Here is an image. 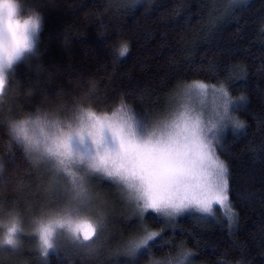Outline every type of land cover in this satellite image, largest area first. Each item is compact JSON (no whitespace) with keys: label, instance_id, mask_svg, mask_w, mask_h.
I'll return each mask as SVG.
<instances>
[{"label":"trees","instance_id":"1","mask_svg":"<svg viewBox=\"0 0 264 264\" xmlns=\"http://www.w3.org/2000/svg\"><path fill=\"white\" fill-rule=\"evenodd\" d=\"M44 13L41 47L44 61L59 66L52 87L73 89L69 80L93 77L103 104L131 106L145 119L165 116L176 106L183 86L201 80L221 85L233 99L246 102L232 115L245 124L223 134L217 154L229 168V202L238 214L231 228L218 208L213 216L189 212L168 219L149 210L141 220L121 188L100 176L93 189L107 198L95 200L94 215L106 217L91 245L65 234L45 258L30 231L16 251L0 249V264H155L190 251V264H264V0H27ZM63 41V45L61 44ZM127 44L128 53L118 54ZM215 69V73L209 71ZM18 76L32 74L21 65ZM36 101L24 103L30 108ZM0 127V202L18 209L26 230L44 208L62 206L59 182L45 190L49 172L32 169L20 150L5 151ZM62 178V177H61ZM24 182L19 191L14 186ZM160 235L135 255L127 241ZM95 249V251H93Z\"/></svg>","mask_w":264,"mask_h":264},{"label":"clouds","instance_id":"2","mask_svg":"<svg viewBox=\"0 0 264 264\" xmlns=\"http://www.w3.org/2000/svg\"><path fill=\"white\" fill-rule=\"evenodd\" d=\"M43 30L44 13L39 8L28 5L27 0H0V127L7 137L5 151L14 146L32 169L44 167L50 174L46 191L59 182L60 176L67 180L66 202L34 215L29 230L18 209H5L0 202V249H20L24 234L30 231L42 255L56 245L60 232L80 241L83 237L78 226L82 223L100 230V216L94 215L90 206L95 200L102 199L105 205L108 201L93 189L91 177L100 176L119 186L128 199L127 185L114 159L113 134L107 128L103 135L97 132V118L104 121L113 117L126 102L105 106L100 99V83L93 77L69 80L72 90L62 85L53 88L52 81L61 69L43 59ZM21 65L32 74L28 82L17 74ZM33 100L36 102L30 108L24 107L22 102ZM127 110L133 111L131 106ZM5 167L0 156V178ZM23 184L17 180L13 190L19 191ZM92 241L84 243L91 245Z\"/></svg>","mask_w":264,"mask_h":264},{"label":"snow or ice","instance_id":"3","mask_svg":"<svg viewBox=\"0 0 264 264\" xmlns=\"http://www.w3.org/2000/svg\"><path fill=\"white\" fill-rule=\"evenodd\" d=\"M246 0H230L232 4ZM129 51L127 44L118 49L119 56ZM215 73L214 68L209 69ZM212 97L210 111L204 99ZM176 106L165 116L145 119L135 111L121 107L113 117L97 118V132L103 135L105 128L113 134L115 162L127 185L128 201L143 220L152 212L168 219L195 212L213 216L214 206L225 208L231 228L238 214L229 202V168L217 154L223 134L232 128L234 132L245 129V124L232 112L246 102L241 95L233 99L223 84L194 80L176 94ZM194 101H200L199 105ZM135 125V127H133ZM137 129H140L138 132ZM104 229V217L100 216ZM79 243L93 239L98 230L88 222L78 226ZM146 235L127 241V254L135 255L160 234L143 229ZM55 247V246H54ZM43 253L49 255L50 250ZM190 251H181L177 257L155 264H190Z\"/></svg>","mask_w":264,"mask_h":264},{"label":"rangeland","instance_id":"4","mask_svg":"<svg viewBox=\"0 0 264 264\" xmlns=\"http://www.w3.org/2000/svg\"><path fill=\"white\" fill-rule=\"evenodd\" d=\"M217 86H220V85H217ZM194 104H196V105H199V103H200V101H194L193 102ZM212 103H213V101H212V97L211 96H208V97H206L205 99H204V105H205V107L210 111V109H211V106H212ZM62 177V178H61ZM60 185H61V187L63 188V190L67 187V180L63 177V176H60ZM90 183H91V185H92V187H93V182H92V177L90 178ZM63 200L62 201H64V203L66 202V200H67V192L64 190V196H63V198H62ZM64 203H62V205L64 204ZM216 208H218L224 215H226V209L225 208H223V207H221V206H219V205H216V206H214V213H215V209ZM97 207H96V205H95V201L92 203V205L90 206V211L94 214L97 210ZM64 236V233L63 232H60V233H58L57 234V236H56V241H58L61 237H63Z\"/></svg>","mask_w":264,"mask_h":264}]
</instances>
